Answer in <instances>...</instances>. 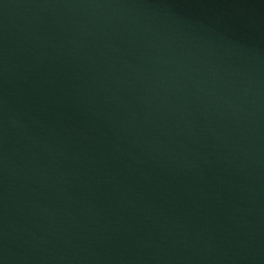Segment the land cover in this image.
<instances>
[{"label": "water", "instance_id": "95a60500", "mask_svg": "<svg viewBox=\"0 0 264 264\" xmlns=\"http://www.w3.org/2000/svg\"><path fill=\"white\" fill-rule=\"evenodd\" d=\"M0 264H264V0H0Z\"/></svg>", "mask_w": 264, "mask_h": 264}]
</instances>
